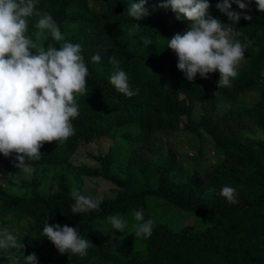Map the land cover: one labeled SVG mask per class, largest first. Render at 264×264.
<instances>
[{"label": "trees", "instance_id": "obj_1", "mask_svg": "<svg viewBox=\"0 0 264 264\" xmlns=\"http://www.w3.org/2000/svg\"><path fill=\"white\" fill-rule=\"evenodd\" d=\"M162 2L145 0L148 14L136 21L141 28L129 35L127 28L135 21L126 16V0H37L34 14L27 18L26 34L36 33L37 13L51 15L62 35L67 23L72 27L69 41L81 44L88 75L85 92L74 97L78 115L71 119L73 135L62 143L43 142L40 159L26 161L56 166L54 190L43 194V179L37 174L17 179L24 189L21 194L0 185V225L24 226V233L17 237L23 247L0 251V264H7L10 254L18 250H24V255L34 253L38 264H264V136L247 133L264 129V11H258L253 0L250 19L241 17L235 24L216 9L217 0H209V15L233 26L240 34L236 39L248 41L237 75L223 86L222 93L236 100L246 90L259 92L249 106L221 113L209 101L206 87L207 79L218 73L206 78L197 74L188 81L176 68L175 54L165 48V39L185 31L190 22L175 19ZM230 7L241 11L235 4ZM143 36L151 37L152 44L144 46ZM59 44L44 30L42 46ZM93 54H99L98 62L91 60ZM109 57L119 61L130 88L136 90L134 96L125 97L108 82ZM196 102L202 103L204 111L186 128L194 133L205 130L223 155L207 170L194 169L185 180L174 179L171 172L181 166L178 153L173 147L165 150L159 134L180 128L183 116L192 115ZM102 136L126 142V162L113 170L110 150L92 155L99 165L76 166V175H70L65 166L79 145ZM14 155H0V163L11 172L16 169ZM80 176L103 177L119 190L114 197L102 198L99 211L72 214L70 189L81 192ZM225 184L235 189L236 203L219 195ZM148 196L203 216L209 224L174 229L152 220L151 235L136 238L131 211L142 209L144 218H151ZM111 214L128 221L124 232L112 229L106 220ZM46 220L77 227L92 243L86 255L59 253L41 234ZM18 264H23V258Z\"/></svg>", "mask_w": 264, "mask_h": 264}, {"label": "clouds", "instance_id": "obj_2", "mask_svg": "<svg viewBox=\"0 0 264 264\" xmlns=\"http://www.w3.org/2000/svg\"><path fill=\"white\" fill-rule=\"evenodd\" d=\"M36 3L37 0H0V155L15 154L14 166L23 174L32 171L26 161L40 159L43 142L62 143L73 135L71 119L78 115L74 97L85 92L88 75L81 44L64 40L48 13H37L35 28L47 30L52 40L63 42L58 47H44L26 35L27 18L34 14ZM144 4L145 0H126V16L135 21L127 28L129 35L141 28L136 21L148 14ZM231 4L240 10L247 7L245 0H217L215 7L235 24L241 17L250 19L246 12L232 10ZM254 4L258 11H264V0H254ZM161 6L170 8L175 19L190 22L185 31L165 39V48L177 58L176 68L188 81L197 74L206 78L215 71L218 87L228 86L237 75V65L248 46L247 39L242 43L236 39L239 33L209 15V0H163ZM141 42L148 46L152 39L143 36ZM91 60L98 62L99 54H93ZM109 63L112 71L108 82L125 97L134 96L136 90L130 88L119 61L109 57ZM219 195L229 203H236L235 189L227 184L220 188ZM70 197L72 214L99 211L102 202V197L82 194L75 187L70 189ZM131 216L134 237L148 238L152 233V219H145L139 208L133 209ZM106 220L113 230L124 232L128 227V221L119 214L108 215ZM41 234L61 254L83 257L92 245L77 227L47 220ZM22 247L14 234L0 227V251ZM22 257L23 264H38L34 253Z\"/></svg>", "mask_w": 264, "mask_h": 264}, {"label": "rangeland", "instance_id": "obj_3", "mask_svg": "<svg viewBox=\"0 0 264 264\" xmlns=\"http://www.w3.org/2000/svg\"><path fill=\"white\" fill-rule=\"evenodd\" d=\"M152 1V0H151ZM247 7L244 10L247 15H251L253 9V0H245ZM100 7V5H99ZM221 24H225V27L231 28L234 32L233 26L220 21ZM67 23H65V32L63 34L64 40L70 39V29ZM44 31L36 30L34 35L26 34L34 40L38 45L43 43ZM182 33V32H179ZM63 41H60L62 43ZM35 51V49H33ZM241 63L237 65V69ZM217 73V72H216ZM218 76L211 75L206 81V87L209 91V101L215 106L221 113L229 112L237 108L249 106L258 98L259 92L257 90H246L240 94L236 99H230L222 93V88L218 87L216 81ZM263 81H264V69H263ZM204 111L201 102H196L193 113L190 117L184 115L182 118L181 127L177 130L164 131L159 134L164 149L173 147L177 150L178 160L181 163L180 168L171 172V176L174 179L185 180L187 174L194 169L200 171L207 170L209 166L216 163L223 155L221 149H218L214 144L211 136L203 129H200V133H194L186 128V124L194 121L197 122L201 113ZM248 134H253L256 137L264 136V129L248 130ZM113 150L114 163L113 170L123 165L128 157V148L126 142L120 137L118 140H112L109 137H98L91 141L82 142L77 151L70 157V165L65 166V170L70 175H76L74 167L87 164V165H99V162L92 155L105 154L108 151ZM32 171L30 174L20 173V169L16 168L13 172L9 171L7 167L0 163V185L8 192L21 194L24 189L20 188L17 179H31L35 174L39 175L43 182L40 186V191L47 195L54 190L55 185L53 181V175L56 171V166L53 164H29ZM81 192L85 195L100 196L102 198L114 197L119 190L109 180L103 177H91L80 176ZM75 178H73L74 181ZM147 210L154 223H167L174 229H179L186 224H195L199 228L207 226L208 219L203 216L192 214L186 210L174 206L173 204L163 200L158 196H148L146 198ZM21 224H25L22 221ZM0 227L7 228L9 232L16 237L24 233V226L18 224H4ZM24 250H18L12 252L7 260V264H18L19 259L23 258Z\"/></svg>", "mask_w": 264, "mask_h": 264}]
</instances>
